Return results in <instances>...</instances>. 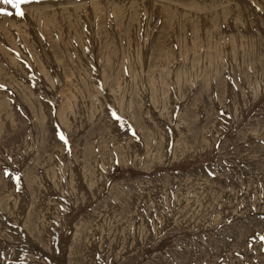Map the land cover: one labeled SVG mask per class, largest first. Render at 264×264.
Segmentation results:
<instances>
[{"label": "rangeland", "instance_id": "rangeland-1", "mask_svg": "<svg viewBox=\"0 0 264 264\" xmlns=\"http://www.w3.org/2000/svg\"><path fill=\"white\" fill-rule=\"evenodd\" d=\"M20 7L0 264H264V0Z\"/></svg>", "mask_w": 264, "mask_h": 264}, {"label": "snow or ice", "instance_id": "snow-or-ice-1", "mask_svg": "<svg viewBox=\"0 0 264 264\" xmlns=\"http://www.w3.org/2000/svg\"><path fill=\"white\" fill-rule=\"evenodd\" d=\"M2 2L4 4H10L13 8H15V15L18 16H23L24 13L21 10V4L27 3L28 0H2ZM0 14H7V15H11L12 13H7V12H0ZM61 139H63V136H61ZM7 174V173H6ZM262 239H264V237H262Z\"/></svg>", "mask_w": 264, "mask_h": 264}]
</instances>
